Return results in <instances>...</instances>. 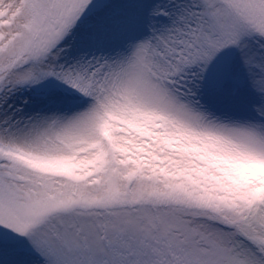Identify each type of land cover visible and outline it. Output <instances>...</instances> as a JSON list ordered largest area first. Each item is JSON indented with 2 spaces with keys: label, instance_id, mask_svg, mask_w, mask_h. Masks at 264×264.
<instances>
[{
  "label": "snow or ice",
  "instance_id": "1",
  "mask_svg": "<svg viewBox=\"0 0 264 264\" xmlns=\"http://www.w3.org/2000/svg\"><path fill=\"white\" fill-rule=\"evenodd\" d=\"M0 264H264V0H0Z\"/></svg>",
  "mask_w": 264,
  "mask_h": 264
}]
</instances>
